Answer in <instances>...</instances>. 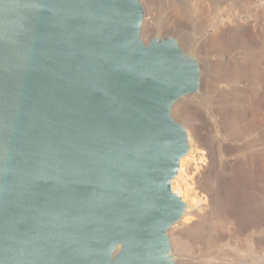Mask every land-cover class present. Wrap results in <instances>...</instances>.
Listing matches in <instances>:
<instances>
[{
  "label": "water",
  "instance_id": "water-1",
  "mask_svg": "<svg viewBox=\"0 0 264 264\" xmlns=\"http://www.w3.org/2000/svg\"><path fill=\"white\" fill-rule=\"evenodd\" d=\"M140 0H0V264H177L174 104L201 67Z\"/></svg>",
  "mask_w": 264,
  "mask_h": 264
},
{
  "label": "rangeland",
  "instance_id": "rangeland-1",
  "mask_svg": "<svg viewBox=\"0 0 264 264\" xmlns=\"http://www.w3.org/2000/svg\"><path fill=\"white\" fill-rule=\"evenodd\" d=\"M140 2L143 40L172 37L201 67L172 109L189 144L172 181L187 204L169 230L177 264H264V0Z\"/></svg>",
  "mask_w": 264,
  "mask_h": 264
},
{
  "label": "bare ground",
  "instance_id": "bare-ground-1",
  "mask_svg": "<svg viewBox=\"0 0 264 264\" xmlns=\"http://www.w3.org/2000/svg\"><path fill=\"white\" fill-rule=\"evenodd\" d=\"M144 19V18H143ZM143 24H148V20H144V23ZM187 96V95H186ZM188 97V96H187ZM194 137L196 138V140L198 141V142H200V143H202V145H205V146H207V145H209L210 144V139L211 140H213V137H212V135L208 132V134H207V137L205 138L206 139V141L202 138V136H201V133L200 132H198V131H195L194 132ZM208 142V143H207ZM179 173V172H178ZM203 191V190H202ZM212 197H213V195H212ZM190 203V202H189ZM252 207V206H251ZM254 209V208H253ZM176 229H174L173 231H172V233L173 234H176L177 232L175 231Z\"/></svg>",
  "mask_w": 264,
  "mask_h": 264
}]
</instances>
